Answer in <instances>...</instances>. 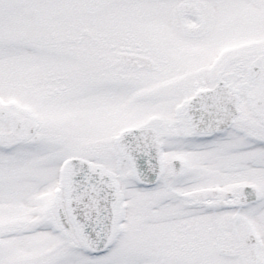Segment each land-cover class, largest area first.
I'll list each match as a JSON object with an SVG mask.
<instances>
[{"label":"snow or ice","instance_id":"1","mask_svg":"<svg viewBox=\"0 0 264 264\" xmlns=\"http://www.w3.org/2000/svg\"><path fill=\"white\" fill-rule=\"evenodd\" d=\"M0 264H264V0H0Z\"/></svg>","mask_w":264,"mask_h":264}]
</instances>
